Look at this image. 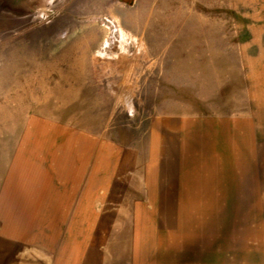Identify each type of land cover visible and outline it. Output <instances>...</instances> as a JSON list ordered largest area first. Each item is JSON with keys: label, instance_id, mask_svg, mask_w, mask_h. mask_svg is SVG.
Here are the masks:
<instances>
[{"label": "rangeland", "instance_id": "1", "mask_svg": "<svg viewBox=\"0 0 264 264\" xmlns=\"http://www.w3.org/2000/svg\"><path fill=\"white\" fill-rule=\"evenodd\" d=\"M259 25L264 0H0V264L63 253V210L50 220L48 207L66 151L140 165L154 118L243 108V46ZM235 223L216 227L215 254L196 263L264 264V214L257 229Z\"/></svg>", "mask_w": 264, "mask_h": 264}, {"label": "crops", "instance_id": "2", "mask_svg": "<svg viewBox=\"0 0 264 264\" xmlns=\"http://www.w3.org/2000/svg\"><path fill=\"white\" fill-rule=\"evenodd\" d=\"M253 29L257 34L243 46L253 81L243 90V108L154 118L140 165L105 162L98 147L72 148L59 159L69 174L57 172L58 186L49 192L56 197L50 220L60 209L64 215L63 253L55 264H109L106 256L110 264H198L215 254L216 227L224 235L237 219L253 220L255 229L258 220L262 225L264 25ZM249 46H256L254 54ZM104 220L112 221L111 248L103 240ZM116 248L125 253L117 259L108 255Z\"/></svg>", "mask_w": 264, "mask_h": 264}]
</instances>
